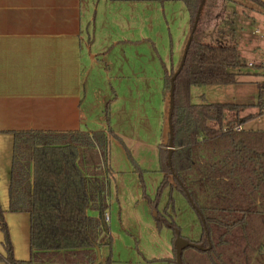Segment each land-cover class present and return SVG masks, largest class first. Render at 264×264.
<instances>
[{
	"label": "trees",
	"instance_id": "obj_1",
	"mask_svg": "<svg viewBox=\"0 0 264 264\" xmlns=\"http://www.w3.org/2000/svg\"><path fill=\"white\" fill-rule=\"evenodd\" d=\"M111 2L182 1L190 16L191 30L203 0H110ZM246 6L253 3L264 11L262 0H228ZM207 6V0L205 7ZM202 10V11H203ZM204 12V11H203ZM203 15V14H202ZM198 20L185 64L175 79L172 116L173 150L160 148L163 179L151 209L157 211L167 187L184 194L201 217L203 231L168 259L177 264H264V130L243 124L264 115V79L257 81V102L193 103V86L235 85L250 67L238 50L235 30L223 23L200 40L203 16ZM209 35V36H208ZM254 67V66H253ZM173 64H164L163 91L170 94ZM264 78V73H254ZM256 108L255 113H242ZM106 130L69 133L14 132L13 160L9 186V211L27 212L31 217L28 260H17L12 251L9 264H96L97 247L111 245L99 215L104 211L113 170L110 138L118 135L110 127V105L105 109ZM242 126L235 130V126ZM173 178V179H172ZM173 180V182H172ZM173 198L170 199L171 203ZM102 203V204H101ZM1 229L11 246L4 211L0 206ZM159 229L179 226L167 215L156 212Z\"/></svg>",
	"mask_w": 264,
	"mask_h": 264
},
{
	"label": "rangeland",
	"instance_id": "obj_2",
	"mask_svg": "<svg viewBox=\"0 0 264 264\" xmlns=\"http://www.w3.org/2000/svg\"><path fill=\"white\" fill-rule=\"evenodd\" d=\"M93 1V20L84 39L87 41L90 34L91 53L95 55L90 95L97 96L96 105L99 97L104 105L96 106L94 118L103 117V125L96 127L107 128L103 112L109 103V125L118 135V138H110L113 175L107 189L105 210L112 242L110 246L100 247L101 260L96 264H177L168 260L175 257L173 245L178 250L186 240H198L203 231L201 217L184 194L175 187L172 191L167 187L157 211H166L179 226L180 233L173 243V230L157 227V211H152L150 200L155 199L163 179L159 151L164 146L168 148L170 140V98L163 91L164 64L170 68L172 63L175 71L180 66L191 35L190 16L182 1ZM230 5L228 0H207L202 11L204 22L200 40H208L204 34L211 33L223 16L232 13L234 8ZM258 10L246 1V6L235 9L239 17H234L233 24L224 22L223 29L235 30L236 37L244 31V36L247 31L253 33L257 25L248 14L256 15ZM120 40L122 42L117 43ZM246 43H241L244 54L241 56L250 65L256 59L244 53ZM255 69L260 68L250 65L247 71L253 74ZM190 97L193 103L255 104L257 86L254 83L193 86ZM257 111L249 108L242 114ZM243 126L264 130V115ZM171 198L173 201L169 203ZM88 213L99 215L100 209Z\"/></svg>",
	"mask_w": 264,
	"mask_h": 264
},
{
	"label": "crops",
	"instance_id": "obj_3",
	"mask_svg": "<svg viewBox=\"0 0 264 264\" xmlns=\"http://www.w3.org/2000/svg\"><path fill=\"white\" fill-rule=\"evenodd\" d=\"M93 3L0 0V206L11 242L8 247L0 221V264H9L6 259L11 253L17 260H28L31 254L30 214L9 211L14 132H92L104 123L103 117L94 118L96 106L104 105L100 97L96 105L97 96L90 95L95 55L90 34L84 39L93 20ZM230 3L234 9L225 18L233 23L239 17L235 9L243 6ZM255 14L248 16L256 22V29L246 36L245 31L237 34L236 40L240 55H244L241 43L247 41L243 51L256 59L250 65L260 68L254 73H264V11ZM85 46L88 52H84ZM254 73L241 75L235 85L264 79Z\"/></svg>",
	"mask_w": 264,
	"mask_h": 264
},
{
	"label": "water",
	"instance_id": "obj_4",
	"mask_svg": "<svg viewBox=\"0 0 264 264\" xmlns=\"http://www.w3.org/2000/svg\"><path fill=\"white\" fill-rule=\"evenodd\" d=\"M205 2L206 0H203L202 1V4L199 8V11H198V15H197V18H196V21H195V24L193 25V28L191 30V35H190V38L188 40V43H187V46H186V50H185V54H184V57H183V60L180 64V66L178 67V69L175 71V74L174 76L172 77L171 79V91H170V94H169V98H170V140H169V143H168V149L170 150V154H169V163L171 165V152L173 150V127H172V116H173V109H174V90H175V79L176 77L178 76V74L181 72L184 64H185V61H186V57H187V53L189 51V48H190V45L192 43V40H193V37H194V33H195V30H196V27H197V23H198V20L199 18L201 17L202 15V10L205 6ZM102 204V203H101ZM195 207V206H194ZM104 209L102 208V205H101V208H100V214H99V217H100V220H101V223H102V227L105 231V233H108V227H107V224H106V220H105V217H104ZM188 244H191L189 243L187 240L185 241L184 245H182L179 249H178V253H177V261L179 263L180 262V249L185 246V245H188ZM193 245V244H191ZM97 252H98V259L101 260V251H100V247H97Z\"/></svg>",
	"mask_w": 264,
	"mask_h": 264
},
{
	"label": "built area",
	"instance_id": "obj_5",
	"mask_svg": "<svg viewBox=\"0 0 264 264\" xmlns=\"http://www.w3.org/2000/svg\"><path fill=\"white\" fill-rule=\"evenodd\" d=\"M263 65H264V62L262 63ZM253 64H251V66H252ZM242 129V126H235V130H241ZM104 217H105V220H107L108 219V214H107V212H104Z\"/></svg>",
	"mask_w": 264,
	"mask_h": 264
}]
</instances>
